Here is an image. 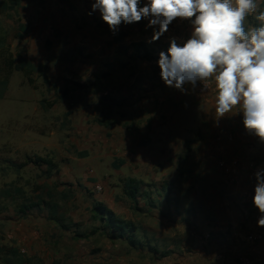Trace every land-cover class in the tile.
Returning <instances> with one entry per match:
<instances>
[{
    "label": "rangeland",
    "instance_id": "1",
    "mask_svg": "<svg viewBox=\"0 0 264 264\" xmlns=\"http://www.w3.org/2000/svg\"><path fill=\"white\" fill-rule=\"evenodd\" d=\"M92 2L24 0L15 13L0 0V80L6 54L42 66L28 77L13 70L0 98V244L15 246L43 264H118L120 254L125 264H173L160 255L154 257L145 246L132 250L125 242L112 243L100 233H89L97 226L91 215L96 203L122 218H135L145 228L156 222L154 214L161 212L162 186L164 195L171 192L174 201L181 191L173 178L175 172L149 180L144 165L135 171L131 156L121 155L116 146L119 136L126 134L123 125L130 122L131 102L175 101V91L162 81L157 63L159 53H167L170 44L160 38L149 42L154 29L142 22L122 23L114 34L100 12L92 11ZM256 3L261 8L264 0ZM16 34L22 38L17 39ZM117 34H124L120 42L115 40ZM138 42L147 46L153 59H129L131 44ZM118 61L124 67L97 79L104 64ZM210 93L211 89L201 95ZM104 95L128 103L113 114L118 123L110 128L94 121ZM160 113L159 106L157 116ZM135 127V134L146 132V128ZM37 157L53 162L50 175L48 167L29 163L28 159ZM119 160L124 164L114 168L112 163ZM135 174L149 182L144 190L151 191L157 202L151 208L153 214H146L149 205L144 199L139 198L140 205L133 207L123 194L122 180ZM18 188L22 196L14 192ZM2 190L12 191V197H2ZM38 198L58 204L64 229L47 220L43 210L33 209L26 216L17 213L19 204ZM185 201L188 207L189 199ZM185 254L192 260V252L186 250Z\"/></svg>",
    "mask_w": 264,
    "mask_h": 264
},
{
    "label": "crops",
    "instance_id": "2",
    "mask_svg": "<svg viewBox=\"0 0 264 264\" xmlns=\"http://www.w3.org/2000/svg\"><path fill=\"white\" fill-rule=\"evenodd\" d=\"M262 6H258V11L264 10ZM140 22L145 27L148 24L147 19ZM192 30L189 20L177 18L160 40L170 44L175 38L180 45L190 38ZM208 83L211 93L207 96L186 85L189 89L186 94L169 87L175 91L173 102H131L130 122L126 126L120 124L129 133L119 136L117 150L121 155L131 156L135 171L144 165L145 177L149 180L156 181L165 178L167 172H175L173 178L177 179L181 191L174 201L171 192L165 190L164 195L162 186L161 212L156 210L157 221L145 228L135 218H122L106 207L135 227L138 243L131 246L123 239L103 237L112 243L125 242L132 250H143L145 246L154 257L160 255L173 264H264V227L257 224L261 213L253 204L254 173L264 168V143L246 132L238 107L216 120V89L212 81ZM159 106L160 117L157 116ZM135 126L146 128V132L135 134ZM220 163L230 168V174L223 172ZM130 177L142 181L145 191V184L149 183L146 178L140 174ZM121 185L123 189V182ZM146 193L145 197H136V205H140L139 198L144 199L145 205H149L146 214H153L151 208L157 202L151 191ZM158 195L161 196L159 192ZM185 198L189 199L188 207L184 205ZM257 234L259 240H248L249 235ZM186 250L192 252V260L185 254ZM177 252L181 253L176 255ZM116 261L125 264L122 254Z\"/></svg>",
    "mask_w": 264,
    "mask_h": 264
},
{
    "label": "clouds",
    "instance_id": "3",
    "mask_svg": "<svg viewBox=\"0 0 264 264\" xmlns=\"http://www.w3.org/2000/svg\"><path fill=\"white\" fill-rule=\"evenodd\" d=\"M93 0L92 11L115 34L120 25L147 19L158 40L177 18L189 20L192 32L183 45L175 38L160 52V77L168 87L187 93L200 82L216 89L218 121L239 108L246 132L264 143V11L256 0ZM91 14V13H90ZM255 21L253 24L251 21ZM253 204L264 227V168L254 173Z\"/></svg>",
    "mask_w": 264,
    "mask_h": 264
},
{
    "label": "trees",
    "instance_id": "4",
    "mask_svg": "<svg viewBox=\"0 0 264 264\" xmlns=\"http://www.w3.org/2000/svg\"><path fill=\"white\" fill-rule=\"evenodd\" d=\"M24 0H3V3L6 5V8L9 11L15 12L17 9L21 7V3ZM61 3H65L66 0H59ZM264 8V6H262ZM264 11V10H262ZM255 24V22L253 23ZM20 31H22V27L19 26ZM121 34H117L115 40L118 41ZM17 39H21L22 36L20 34H16ZM3 41L0 39V46H2ZM132 52L128 55L129 59H141V60H151L152 54L150 53L147 46L142 43H133L131 44ZM3 59L4 69L3 77L0 80V98L3 97L6 87L8 85L9 77L13 70L20 71L23 77H28L33 71L41 70L42 66L34 67V65L29 62L25 57L18 56L16 59H13L10 54H6ZM121 61L116 63H107L104 64V69L101 70L97 74V79L104 78L106 76L111 75L117 69H121L124 67ZM125 105L124 99H117L109 95H104L100 102L98 103V107L96 108V112L99 116L94 120L95 123L104 128H110L116 125L118 122L113 118V114L116 113L119 109H122ZM119 115H123L119 113ZM29 163H33L36 166H46L48 167V174L50 175V171L55 168V165L51 160L37 157L34 160L28 159ZM122 162L114 163L112 166L114 168L120 167ZM123 192L125 196L136 205V197L137 196H147V193L143 191V182L140 180H136L132 177H127L123 181ZM14 192L17 195H23L21 189H15ZM1 196L5 198L12 197V191L10 190H2ZM43 210L46 212L47 220L53 222L59 228H63L64 226L60 221L57 210L58 204L49 199L43 200L42 198H38L36 201L26 200L25 202L18 205L17 213L20 216H26V214L33 210ZM92 219L98 223L96 227L90 230V234L101 233L106 236L110 240L123 239L129 245L133 246L138 243L135 237V227L114 215L110 210H108L105 206L100 203H96L91 208ZM0 264H43L41 260H34L30 257L25 256L17 247L11 245L0 244ZM57 264V263H54Z\"/></svg>",
    "mask_w": 264,
    "mask_h": 264
},
{
    "label": "built area",
    "instance_id": "5",
    "mask_svg": "<svg viewBox=\"0 0 264 264\" xmlns=\"http://www.w3.org/2000/svg\"><path fill=\"white\" fill-rule=\"evenodd\" d=\"M196 88H197V92L199 94H204L208 90H210V85H209V83H207V88L205 89L204 86L200 82H198ZM219 165H220L221 169L223 170V172H225L226 174H230L231 171H230V168L228 166H226L223 163H220ZM97 189L100 190L101 188L98 186ZM247 238H248V240L257 241L260 239V235H258V234L257 235H249Z\"/></svg>",
    "mask_w": 264,
    "mask_h": 264
}]
</instances>
